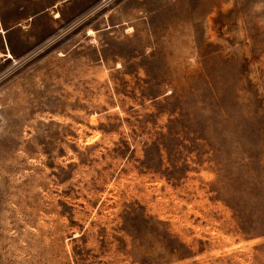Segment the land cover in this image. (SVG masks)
<instances>
[{
    "label": "rangeland",
    "instance_id": "1",
    "mask_svg": "<svg viewBox=\"0 0 264 264\" xmlns=\"http://www.w3.org/2000/svg\"><path fill=\"white\" fill-rule=\"evenodd\" d=\"M0 264H264V0H0Z\"/></svg>",
    "mask_w": 264,
    "mask_h": 264
},
{
    "label": "bare ground",
    "instance_id": "2",
    "mask_svg": "<svg viewBox=\"0 0 264 264\" xmlns=\"http://www.w3.org/2000/svg\"><path fill=\"white\" fill-rule=\"evenodd\" d=\"M8 57H9V55H8Z\"/></svg>",
    "mask_w": 264,
    "mask_h": 264
}]
</instances>
